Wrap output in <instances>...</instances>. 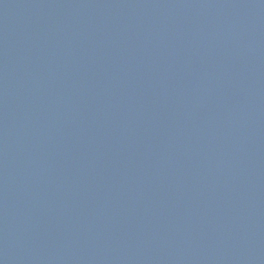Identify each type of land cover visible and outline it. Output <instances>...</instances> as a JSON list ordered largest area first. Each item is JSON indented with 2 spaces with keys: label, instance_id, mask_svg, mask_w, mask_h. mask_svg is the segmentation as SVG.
Instances as JSON below:
<instances>
[{
  "label": "water",
  "instance_id": "95a60500",
  "mask_svg": "<svg viewBox=\"0 0 264 264\" xmlns=\"http://www.w3.org/2000/svg\"><path fill=\"white\" fill-rule=\"evenodd\" d=\"M0 264H264V0H0Z\"/></svg>",
  "mask_w": 264,
  "mask_h": 264
}]
</instances>
